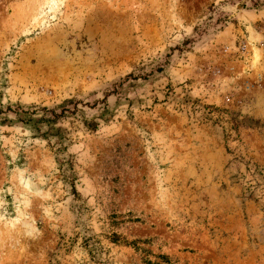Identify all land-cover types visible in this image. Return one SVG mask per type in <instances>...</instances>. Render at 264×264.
Returning <instances> with one entry per match:
<instances>
[{
	"label": "rangeland",
	"instance_id": "374dc122",
	"mask_svg": "<svg viewBox=\"0 0 264 264\" xmlns=\"http://www.w3.org/2000/svg\"><path fill=\"white\" fill-rule=\"evenodd\" d=\"M0 264H264V0H0Z\"/></svg>",
	"mask_w": 264,
	"mask_h": 264
}]
</instances>
